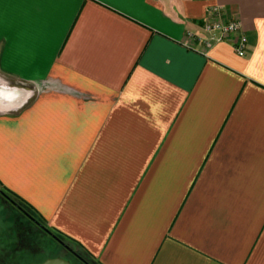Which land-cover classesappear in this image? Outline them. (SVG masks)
<instances>
[{
	"label": "crops",
	"instance_id": "0c3cea01",
	"mask_svg": "<svg viewBox=\"0 0 264 264\" xmlns=\"http://www.w3.org/2000/svg\"><path fill=\"white\" fill-rule=\"evenodd\" d=\"M0 187L97 264H264V0H0Z\"/></svg>",
	"mask_w": 264,
	"mask_h": 264
},
{
	"label": "flooded vegetation",
	"instance_id": "af4514ba",
	"mask_svg": "<svg viewBox=\"0 0 264 264\" xmlns=\"http://www.w3.org/2000/svg\"><path fill=\"white\" fill-rule=\"evenodd\" d=\"M7 203H10L19 212H21L12 199L11 194L0 187V207L5 206L0 214V264H38L50 257L61 256L71 264H92L81 253L75 251L68 244L57 241L44 228L36 229L35 234H27L22 225L16 219L11 217L7 211ZM22 213V212H21ZM22 215V214H21ZM47 228V227H46ZM43 236L41 238L40 236ZM54 240L58 247V253H50L48 257L39 258L38 254L47 248L49 241Z\"/></svg>",
	"mask_w": 264,
	"mask_h": 264
},
{
	"label": "built area",
	"instance_id": "2783aa9c",
	"mask_svg": "<svg viewBox=\"0 0 264 264\" xmlns=\"http://www.w3.org/2000/svg\"><path fill=\"white\" fill-rule=\"evenodd\" d=\"M202 30L204 36L187 32V39L201 42L203 50L209 49L215 43L229 42L238 56L247 55L248 38L241 23L237 19H225L221 7L215 5L208 10V16L202 22Z\"/></svg>",
	"mask_w": 264,
	"mask_h": 264
},
{
	"label": "rangeland",
	"instance_id": "374dc122",
	"mask_svg": "<svg viewBox=\"0 0 264 264\" xmlns=\"http://www.w3.org/2000/svg\"><path fill=\"white\" fill-rule=\"evenodd\" d=\"M7 211L9 210L8 213H11V217L16 219L18 223H20L22 225V229H24L26 231V233L29 234H35L36 229L38 230V228L32 224L30 221H28L26 218H24L21 213L15 208L13 207L10 203H7ZM6 207L5 206H1L0 207V211L3 212V209ZM3 216V214H0V217ZM2 218V217H1ZM21 220V221H20ZM51 231V230H50ZM41 238H43V236H40ZM45 240L49 241V244L47 246V248H45L41 253L38 254L39 258H45L48 257V255L50 253H58L59 251V247L57 245V243L54 240H49L47 237H45ZM64 241L71 247L73 248L75 251L81 253L82 256L86 257L87 260L93 264V261L91 258H89L75 243L71 242L68 239L64 238ZM1 245V244H0Z\"/></svg>",
	"mask_w": 264,
	"mask_h": 264
},
{
	"label": "trees",
	"instance_id": "16d2710c",
	"mask_svg": "<svg viewBox=\"0 0 264 264\" xmlns=\"http://www.w3.org/2000/svg\"><path fill=\"white\" fill-rule=\"evenodd\" d=\"M12 199L15 201V203L17 204L19 210L22 212H20L22 214V216L24 218H26L28 221H30L32 224H34L38 229H42L44 228L45 230H47L57 241H60L62 243H66L64 241V238L62 235L54 232V231H50L48 228H46L45 224L43 223L42 219L35 213L34 210H32L28 205H26V203H24L23 201H21L20 199H18L17 197H14L13 195ZM21 221V220H20ZM66 239V238H65ZM67 244V243H66ZM85 253V252H84ZM86 254V253H85ZM87 255V254H86ZM88 256V255H87ZM89 257V256H88ZM90 258V257H89ZM93 261V260H92ZM89 262V261H88ZM90 263V262H89ZM93 264H97L93 261Z\"/></svg>",
	"mask_w": 264,
	"mask_h": 264
},
{
	"label": "water",
	"instance_id": "95a60500",
	"mask_svg": "<svg viewBox=\"0 0 264 264\" xmlns=\"http://www.w3.org/2000/svg\"><path fill=\"white\" fill-rule=\"evenodd\" d=\"M38 264H71L68 260L61 256L50 257Z\"/></svg>",
	"mask_w": 264,
	"mask_h": 264
}]
</instances>
